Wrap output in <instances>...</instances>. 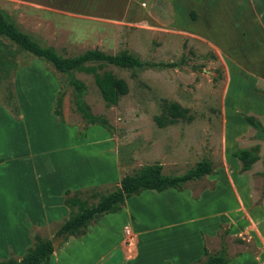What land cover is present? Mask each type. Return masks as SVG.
I'll return each mask as SVG.
<instances>
[{"label":"rangeland","instance_id":"obj_1","mask_svg":"<svg viewBox=\"0 0 264 264\" xmlns=\"http://www.w3.org/2000/svg\"><path fill=\"white\" fill-rule=\"evenodd\" d=\"M203 1L0 0V11L19 31L41 46L52 48L61 57H74L88 50L108 55L126 51L141 62L178 64L175 68L134 70L90 64L97 73L109 72L127 86V94L110 107L104 106L91 74L74 72V77L86 87L83 102L89 113L105 122L104 126L91 125L75 111V97L66 75L55 72L28 53L17 51L6 39L0 38V47L13 53L5 58L19 66L9 73L18 118L2 103L6 80L0 74V261L19 260L35 243L33 237L56 239L54 235L63 221L39 227L30 225L33 214L29 210L33 208L25 209L19 196L25 193L23 189L34 190L37 183L43 184L48 174L52 176L48 184L59 187L64 180L59 176L63 173L62 165L52 167L48 156L52 153V161L58 164L62 162L59 155L73 150L115 160L114 180L89 187L99 195L113 191L124 175H131L143 165L158 163L162 174L175 176L202 159L208 160L211 173L185 184L186 198L197 200L199 194L213 191L219 184L220 195L227 199L224 179L230 176L238 184L244 212L237 217L233 212L234 218L230 217L228 224L219 225L209 238L199 233L207 254L222 252L229 261L227 264H264V231L260 230L264 223L261 174L264 139L257 138L255 130L242 122L244 116H250L264 125V78L252 80L240 70L237 64H242L244 55L237 56L234 52L237 26L219 23L216 6L210 17L205 16ZM221 19L239 20L235 15ZM205 33L214 42L205 39ZM221 39L226 44L230 40L232 48L225 49ZM247 63L253 72L264 74L259 63L253 65L252 60ZM59 94L61 120L52 113L54 99ZM161 99L188 109L193 119L156 127L153 117L160 114ZM73 144L80 147L72 149ZM253 146L258 147V162L247 173L240 174L241 164L231 158L232 154ZM229 200L227 203L233 205V197ZM201 208L203 205L193 209L202 213L191 219L183 213L180 215V231L191 232L201 222H209L206 218L212 217L210 208L205 207L206 215ZM111 216L95 230L101 232L94 234L91 244L100 251L123 233V216ZM215 217V220L225 219L222 214ZM14 225L19 245L24 244L22 253L14 254L11 241L5 239L14 235L10 233ZM55 242V249L63 243ZM93 253L94 250L87 255ZM119 260L115 252L106 264H118Z\"/></svg>","mask_w":264,"mask_h":264},{"label":"crops","instance_id":"obj_2","mask_svg":"<svg viewBox=\"0 0 264 264\" xmlns=\"http://www.w3.org/2000/svg\"><path fill=\"white\" fill-rule=\"evenodd\" d=\"M246 1L247 3H245ZM203 3L205 16L210 17L214 12V6H216L215 12L219 13L217 14L220 18L217 17L219 23L227 22L226 24L232 23L237 26L238 35L235 38L236 47L234 52L236 51L237 56L241 54L247 59L245 60L243 56L242 64H237L240 70L252 80L255 77L263 79L264 74L253 72L247 61L252 60L253 65L259 63L261 68L264 69V0H204ZM226 15H235L239 20L229 22L228 19H221L222 17L225 18ZM203 35L205 39L214 42L213 38L206 33ZM222 42L225 49L232 48L230 40L226 44L224 39H221ZM17 92L18 89H16L15 94L18 103H20ZM249 109L254 110V108ZM242 122L245 123L243 119ZM258 122L264 129V125L260 121ZM75 147L80 146L73 144L72 149ZM234 152L231 158L240 163L234 157ZM52 155L50 153L48 156L50 165L52 167L62 165L61 170L63 169V173L59 176L64 179L63 183L59 187H52V184H48L52 182V176L48 177V174L43 184L37 183L34 190L27 187L23 189L25 193L19 196V199L24 202L25 209L28 207L27 210L33 208L32 211L29 210V213L33 214L29 223L36 227L55 221H63L68 217V209L62 203L65 190L87 189L91 186L108 183L110 179V181L114 180L113 175L116 170L114 159L109 158L110 161L107 158L105 160L104 158L101 159L96 153H77L71 150V152L59 155L58 159L62 156V162L57 164V162L52 161ZM250 169L242 171L240 174L247 173ZM38 177L35 176L37 179ZM224 182L227 199L220 195L219 184L215 186V190L204 191L199 194L197 200L186 198L183 190L177 192L173 189H167L159 193L143 191L138 196H132L125 200L119 212L103 215L95 223L89 225L84 235L79 237L68 236L65 241L62 240V245L53 250L48 264H106L110 262V258L115 252L120 257L118 264H192L198 259L201 260L206 249L199 233L202 232L203 236L209 238L215 234L219 225L228 224L230 217H237L238 214L244 212L239 197L238 184L230 176H225ZM14 187L16 190L19 188L16 184ZM228 196L233 197V205L227 203L230 201ZM205 200L210 203L205 202ZM223 200H226V202L223 203ZM201 205H203L201 209L205 211L203 215L207 214L206 206L212 212V217L206 218L209 222H201L191 232L184 233V230L180 231V225L178 226L180 215L183 213L182 215L189 219L200 215L202 212L193 209ZM233 212L234 216L232 215ZM38 214L40 217H38ZM115 214H119L124 218L123 233L110 245H104V249L100 251L98 246L91 244L94 234L99 235L101 232L95 230L100 229L101 224L108 220V215H113L112 218L116 217ZM219 214L225 216V219L215 220L214 218H217L215 216ZM253 223L257 224L254 219ZM260 226L262 227V224ZM260 230L264 231V223L263 229L260 228ZM13 232L14 235L5 238L7 239L6 242L11 241L14 254H16V251L22 253L24 244L21 247V244L18 243L16 225L12 226L10 233ZM24 233V240L27 241ZM93 250L94 253L92 255L88 254L90 255L88 257L87 253H91Z\"/></svg>","mask_w":264,"mask_h":264},{"label":"trees","instance_id":"obj_3","mask_svg":"<svg viewBox=\"0 0 264 264\" xmlns=\"http://www.w3.org/2000/svg\"><path fill=\"white\" fill-rule=\"evenodd\" d=\"M0 38L6 39L10 45L17 51L25 52L34 58L48 64L55 72L64 74L67 77V84L71 87L74 94V107L82 119L88 124H97L104 126L105 122L91 115L83 102V96L86 92L85 85L77 80L73 73L81 72L91 74L94 85L105 107L116 104L118 99L127 94L128 89L122 79L116 78L109 72L97 73L92 63L102 65H111L121 69H141L143 67L157 68H175L177 63H146L139 61L134 55L122 51L114 55L104 54L98 50H88L74 57H61L55 50L49 47L41 46L33 41L26 34L17 29L10 18L0 11ZM12 51L6 47H0V74L5 77V95L2 103L13 115L18 118L19 112L15 101V95L10 82V71H15L19 66L11 60L5 58L12 55ZM8 79V80H7ZM160 114L153 117L156 127L163 128L178 121L190 122L193 117L188 109L180 107L174 102H168L164 99L159 101ZM61 97L60 94L54 99L52 113L61 120ZM243 121L255 130V136L264 139V129L259 122L249 116H244ZM257 146L250 149H240L234 152V157L240 162L241 170L250 169L259 158L257 156ZM2 160L0 159V163ZM262 176L264 178V152L262 154ZM211 163L202 159L192 168L186 170L180 175H164L162 167L158 163L140 166L131 175H124L118 186L111 192L99 195L93 188L63 192V205L68 209L69 215L63 220L56 231L54 237L56 240H66L68 236L79 237L85 234L89 225L95 223L101 216L111 213H117L121 210L126 199L132 196H138L143 191L162 192L167 189H173L177 192L183 190L184 185L192 181L200 180L211 173ZM96 199L95 201H93ZM90 201V202H89ZM35 243L27 248L19 260L6 259L1 260L0 264H48L53 252L50 240H40L33 237ZM204 259L198 260L195 264H227L228 261L221 252L217 255H208L206 250L203 252Z\"/></svg>","mask_w":264,"mask_h":264},{"label":"water","instance_id":"obj_4","mask_svg":"<svg viewBox=\"0 0 264 264\" xmlns=\"http://www.w3.org/2000/svg\"><path fill=\"white\" fill-rule=\"evenodd\" d=\"M52 247H53V250H54L55 247H56V242L55 241L52 243Z\"/></svg>","mask_w":264,"mask_h":264}]
</instances>
